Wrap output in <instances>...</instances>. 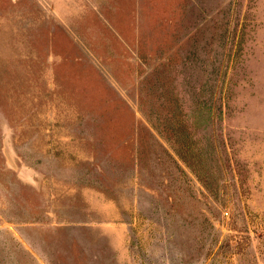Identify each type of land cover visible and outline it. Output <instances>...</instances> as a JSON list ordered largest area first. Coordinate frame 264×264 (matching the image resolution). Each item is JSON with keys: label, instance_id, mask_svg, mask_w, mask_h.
Wrapping results in <instances>:
<instances>
[{"label": "rangeland", "instance_id": "1", "mask_svg": "<svg viewBox=\"0 0 264 264\" xmlns=\"http://www.w3.org/2000/svg\"><path fill=\"white\" fill-rule=\"evenodd\" d=\"M0 264H264V0H0Z\"/></svg>", "mask_w": 264, "mask_h": 264}, {"label": "trees", "instance_id": "2", "mask_svg": "<svg viewBox=\"0 0 264 264\" xmlns=\"http://www.w3.org/2000/svg\"><path fill=\"white\" fill-rule=\"evenodd\" d=\"M176 124H180V121L178 120L177 122H175Z\"/></svg>", "mask_w": 264, "mask_h": 264}]
</instances>
